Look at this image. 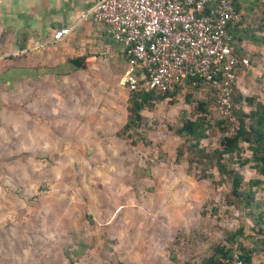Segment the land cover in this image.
<instances>
[{"label":"rangeland","instance_id":"rangeland-1","mask_svg":"<svg viewBox=\"0 0 264 264\" xmlns=\"http://www.w3.org/2000/svg\"><path fill=\"white\" fill-rule=\"evenodd\" d=\"M254 9L263 16L247 23L264 25V5ZM95 57L93 73L75 72L65 62L61 76L43 82L36 102H44L45 112L30 118L16 112L17 120L0 126V264H192L215 246H227L226 234L239 230L237 242L259 251L253 264H264V226L252 221L264 210V176L231 166L242 176V190L248 181L260 182L251 186L259 208L249 215L227 204L229 185L213 166L197 167L211 175L201 179L187 164V143L174 163L182 140L172 131L184 119L204 117L207 138L199 146L208 152L220 148L224 132L208 88L185 85L173 96L152 99V108L140 111L138 127L122 131L129 114L125 60ZM245 58L248 67L236 75L235 88L243 86L242 97L264 102V54L258 61ZM16 100L20 106L21 97ZM198 102L205 113L197 110ZM69 230L90 245L88 254L70 257L71 263L63 255L71 244ZM103 243L107 258L99 254Z\"/></svg>","mask_w":264,"mask_h":264},{"label":"built area","instance_id":"built-area-1","mask_svg":"<svg viewBox=\"0 0 264 264\" xmlns=\"http://www.w3.org/2000/svg\"><path fill=\"white\" fill-rule=\"evenodd\" d=\"M125 55L122 84L128 92L144 89L155 96L191 80L207 87L215 110L234 134L231 86L237 67L248 60L233 54L229 27L242 22L233 0H97L90 10ZM60 28L53 40L67 37ZM231 264H246L234 255Z\"/></svg>","mask_w":264,"mask_h":264},{"label":"crops","instance_id":"crops-1","mask_svg":"<svg viewBox=\"0 0 264 264\" xmlns=\"http://www.w3.org/2000/svg\"><path fill=\"white\" fill-rule=\"evenodd\" d=\"M96 2L97 0H0L1 128L4 127L3 123L17 120L16 112L28 114L29 118L30 113L45 112L44 102H36L43 96L42 91H45L43 82L47 79L56 80L61 76L60 68L68 59H82L84 68L75 72L85 74L93 73V63L100 58L95 57L97 54L105 55L106 60L111 56L121 55L125 60L121 46L113 43L106 30L91 20L90 10ZM241 13L244 18L241 27L251 25L255 31L257 25L248 23L252 17L263 16L262 13L258 9H241ZM60 28H69L70 33L67 37L54 41L53 34ZM240 47L245 52V57L255 61L263 59L264 50L253 43L244 39ZM236 89L242 95L244 87L237 86ZM51 92L54 93V90ZM19 97L20 106L16 100ZM256 100L264 103L259 98ZM108 234L115 237L111 230L110 233L108 230L106 235ZM152 243H155V250L161 247L157 241ZM250 264H253V256Z\"/></svg>","mask_w":264,"mask_h":264},{"label":"trees","instance_id":"trees-1","mask_svg":"<svg viewBox=\"0 0 264 264\" xmlns=\"http://www.w3.org/2000/svg\"><path fill=\"white\" fill-rule=\"evenodd\" d=\"M258 5H264V1L259 3V0H233V6L236 12H241V9H254ZM242 21H244L243 16ZM241 26L242 22L235 23L229 27V33L231 35L230 46L233 54L244 57L245 54L240 47V43L244 39L259 48H264V25L261 20L257 24L256 32L252 30L251 25ZM66 65L74 69H81L83 67L82 59L80 58L68 59ZM242 69L244 68L237 67L234 72L235 77ZM185 85L193 88L202 86L198 80L195 81L194 85L191 84V80H187L183 86ZM179 88L180 86L175 87L172 92L163 96H155L152 92L144 89L129 92L126 107L129 114L126 123L122 127V131L138 127L142 120L140 111L143 108L151 109L152 99L162 100L166 97L173 96ZM231 107L233 115L237 120V128L234 134H229L224 120L219 116L217 126L221 127L220 129L224 132V136L220 139V148L210 152L199 146V141L207 138L206 131L208 125L205 118L198 116L193 120L184 119L172 131L175 136L182 140V144L175 150L174 163L177 164L182 158L183 152L181 146L187 143L186 151L190 155L186 158L187 164L190 166L193 164L197 173L204 172L203 168H197L199 166H213L217 175H219L220 182L225 179L229 185L227 195L229 202L227 200V204L231 206H242L248 210V214L250 215L252 209L259 208V203L254 198V192H252L251 186H256L260 182L258 180L248 181L246 189L242 190V176L231 166L233 164H236L238 168L248 166L257 176H264V103L257 101L255 96L242 97L233 84L231 86ZM245 108L247 110H244ZM197 110L205 113L201 102L197 103ZM242 145H245V148H241ZM244 151L248 152V157L241 156ZM210 177V174L202 173L200 175L201 179ZM252 221L259 228L261 225L264 226V210L256 212ZM68 234L71 244L67 248L69 252L64 250L63 255L71 263L70 257L80 258L88 254L90 252L88 249L90 245L85 244L88 242L83 240L80 233H74L72 230H69ZM238 237H242L240 230L234 233H227L225 236L227 246H215L210 256L201 259L199 263L192 264H231V259L234 255H237L244 263L250 264L253 254L259 251L255 245L238 243ZM261 243L260 253L264 255V240ZM102 245L103 248L99 254L107 258V256H110V252L108 248L104 247V243ZM110 258L111 260H115L113 256ZM168 260L173 262L174 258L169 256Z\"/></svg>","mask_w":264,"mask_h":264}]
</instances>
